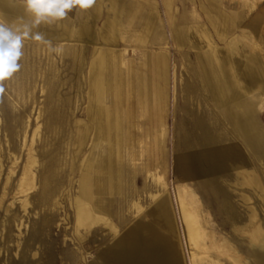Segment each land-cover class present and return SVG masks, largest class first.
I'll return each mask as SVG.
<instances>
[{
	"label": "rangeland",
	"instance_id": "374dc122",
	"mask_svg": "<svg viewBox=\"0 0 264 264\" xmlns=\"http://www.w3.org/2000/svg\"><path fill=\"white\" fill-rule=\"evenodd\" d=\"M13 1L22 4L21 0ZM113 1L112 9L108 0H102L100 12L79 13V9H73L64 20L42 24L47 31L58 32V40L51 41L53 45L63 46L61 55L49 53L46 45L24 41L27 49L40 44L44 83L37 77L34 103L27 91L22 93V98L18 97L15 84L19 72L4 82L5 90L0 93V150L4 165L0 198L13 155L20 154L22 164L26 158L22 136L17 135L19 128H14V121L23 115L31 120L27 129L29 143L39 121L35 120L39 110L42 113L40 127L47 117L50 127H56L58 118V172L61 171L58 181L63 184L58 188L56 209L40 211L39 217L35 216L37 210L31 209L26 217L16 201L19 217L24 216L26 226L20 229L19 239V230L16 224L12 225L5 245L1 239V225L5 216H12V212L5 215L11 197L0 206V264H137L133 251L150 250L155 238L167 244L177 255L179 264H191L190 255L195 250L185 241L174 200V191L180 185L195 192L204 232L216 240H227L246 264H258L256 257L249 256L251 248L247 236H239L234 227L245 222L248 207L255 209L264 227V202L251 187L237 184L235 168L254 171L264 185V0H143L142 14L149 16L146 22L140 20L135 11L140 7L131 4L133 0H128L131 5ZM214 6L224 16L234 18L238 27L233 34H226L221 16H214ZM111 14L114 18H110ZM88 15L94 20L91 18L87 23L90 29L86 38L82 41L70 39L73 26L80 23L79 17L82 20ZM24 16L27 18L25 11ZM17 19L10 12L0 10V20L11 24ZM146 29L150 30L149 35L151 29L159 31V44L148 41ZM102 33L104 38H97ZM234 39H238V45H232ZM218 55L229 56L232 63L241 62L242 70L251 74L241 73L242 78L254 84L249 86L251 92L246 88V93L241 91L245 85L237 79L231 88L228 87L230 73L233 77L240 72L238 62L235 66L232 64L233 72L228 73L225 62H221L222 67L218 65ZM48 62L54 65L55 77L49 73ZM51 80L55 83L53 90L47 87ZM244 120L254 122L250 133L238 128ZM47 135L48 132L44 137ZM206 135L217 143L221 152L218 153L223 155L222 169L213 179V188L208 187L206 178L196 179L187 173V151L192 146L205 163L202 142ZM80 137L84 139L81 145ZM97 144L117 153L122 169V177L119 173L104 181V193L103 170L96 167L98 150L94 146ZM64 159L67 171H62ZM151 174L160 177L165 187L154 183ZM83 176L94 200L105 201L106 214L111 215L118 230L116 236L99 225L86 240H77L72 200L77 192L78 178L79 185L86 186L81 181ZM127 181L133 185L131 191H138L129 196L132 199H127ZM112 184L117 188L110 190ZM162 190L170 199L179 245L164 233L165 225L150 208V195L161 194ZM38 194L32 199H37ZM243 196L250 201L244 203ZM130 200L139 204L141 213L146 210L144 220L138 219L139 213L136 215L134 208L127 211ZM43 219L48 220V226H44ZM237 220L241 223L234 224ZM34 222L39 226L36 225L37 231L31 233ZM126 231L135 237H126ZM18 240L21 249L16 248ZM205 243L209 245L210 239ZM34 253L36 257H32ZM198 253L200 256L201 252ZM259 253L264 254V249ZM210 254L213 257L200 256L204 258L203 264L216 260V252L210 251ZM220 263L229 264L225 257Z\"/></svg>",
	"mask_w": 264,
	"mask_h": 264
},
{
	"label": "bare ground",
	"instance_id": "6f19581e",
	"mask_svg": "<svg viewBox=\"0 0 264 264\" xmlns=\"http://www.w3.org/2000/svg\"><path fill=\"white\" fill-rule=\"evenodd\" d=\"M20 4L21 3H14V1L12 0H0V9L8 10V12H10V15L12 14V16L16 18L25 17L24 10L22 9ZM84 27L87 31L90 29V27L88 28V25H84ZM38 30L44 33L47 32L46 29H44L42 26H40ZM84 36H86L85 33L82 35L77 34L76 37L81 40V39H84L83 38ZM100 37L104 38V34L102 33L100 34V36L99 35L97 36V38H100ZM39 50H40V44H33V47L30 49L23 47L22 49L23 56L21 57L19 61V63L21 64V68L18 71L19 79L17 81V84H15L17 85V90L19 91L18 97L22 98V93L27 91L31 95L28 98H31L32 103H34V93L37 90L36 87H38L37 77L40 79V81L44 83V81L41 78L42 71H41V65H40V60H39V57H40ZM111 60L113 59L111 58ZM53 67L54 65L48 62L49 73L53 77H55L56 75L53 70ZM6 82H8V80H6ZM54 84L55 83L52 82V80H51V83L47 84L48 85L47 87L49 88V90L52 87H54L53 86ZM110 84H111V78L108 80V86H110ZM42 90L43 89H41V91ZM47 92H50V91H47ZM0 109H1V104H0ZM24 112H26V110H24L23 113ZM41 114L42 113L39 110L35 120L40 121L42 117ZM229 114L231 117H234L231 112ZM47 119L45 122L43 120L44 123L42 127L39 126L40 125L39 121L36 123L37 126L35 127V130L32 133L29 143L27 140V133H28L27 129L30 128L29 126L31 124V120H28V117L23 115V117L19 116L18 120L14 121L15 122L14 128H19L17 135L22 136V149L24 148L26 150V158L24 160V163L22 164V161L19 162V160L21 159L19 156L20 154L18 155L17 153L13 155L12 166L9 167L7 176L5 178V183L2 186L3 188H2V193H1L2 195L0 198V206L2 207L5 204L4 201H7L8 198L11 197V203L9 204V206L7 207L5 211V215L10 214L12 212V216L10 218L5 216V220L3 221L1 225L2 227L1 239L4 245H5V240H6L5 237H7V233L11 231L12 225L16 224V227L19 230V234H18L19 239H20V236L22 235L20 229L26 226L23 220L24 216L19 217L20 215L18 213V209L15 206L16 201H19V204H20L19 208L21 209V212L26 217H28L30 209L37 210V213L35 214V216L39 217L40 211H42L41 213H43L45 210H49L51 208L56 209L58 205V202L56 200V198L58 197V188L59 186L63 184L62 182L58 181L59 179L58 177L61 176V171L58 172V141H59L58 136H60L58 135V118L56 121L57 126L53 127L51 125L52 128L50 127V123H49L50 118L47 117ZM253 127H254V122H252L251 120L241 121L238 125V128L244 133H250L253 130ZM47 132L49 136L47 135V137H44V135H46ZM203 137L204 138L202 142V149L204 151L205 163L201 162L200 156L196 152V149L192 146L190 148V151H187V157H188L187 173H188V176L196 178V179L206 178L208 180L206 184H208V187H212L214 185L213 179L217 177V175L220 173V169H222L221 162L223 160V155L222 154L220 155L218 153L220 151H218L217 149V143H215L211 138L207 137V135ZM79 142H80L79 145L83 144L84 142L83 137L79 138ZM94 147H95L94 149L98 150L96 167H100V169L103 170V174H104L103 176L104 179H102L103 180V193H104L105 191L104 181H106L107 178L109 179L113 178L115 174L118 175L119 173H120V176L122 177V169L120 168L118 164L119 157L117 153H114L110 150L107 151L105 150V148H102L99 144L95 145ZM77 159L80 160V156ZM2 160L3 159L1 157V150H0V176L4 170L3 169L4 165H3ZM83 160L84 158L81 160V163L78 166L79 170L81 166L83 165ZM63 162L64 164L62 163V165H64V170L62 169V171H65L67 169L66 168L67 162L65 159L63 160ZM235 170H236V176H237V180H236L237 184L239 186H245V187L248 186V188L251 187L253 191H255L257 195L260 197L261 201L264 202V185H263L262 180L258 177V175L254 171L248 172L244 169H241L240 167H236ZM263 176H264V172H263ZM151 179L154 183L158 184L160 187L162 188L165 187V184L160 177H156L154 174H151ZM14 180H15V184H14ZM70 180L72 181L73 178L69 180L67 179L66 182ZM85 180L86 179L83 176L81 181L83 184L86 185ZM77 182H78L77 192L75 193L74 199L72 200V208H73L74 223H75L74 229H75L77 240L79 242H83L84 240H86L90 232L99 225L107 227L111 231L112 236H116L118 233V230H117L116 225L112 223L111 215L106 214L107 210L104 206L105 201L94 200L95 196L92 197V194L90 193L87 185L81 187V185H79V178ZM130 182L131 181H129L128 183L127 181L126 187H125V189L127 190V199H132L129 196H132L134 191H136V190L131 191L133 189V185H131ZM116 188L117 187L115 186V184L113 185V187L109 186L110 190H113ZM37 192H39L37 199L33 200L32 197ZM136 194H138V191H136L134 195ZM241 199L244 203H247L250 201V199L247 196H243L241 197ZM150 200H151L150 208L152 207L155 210L157 219L161 220L163 224L165 225L164 233L171 236L172 239L175 240V242H177L178 237L176 234V228H175L172 210L170 207V199L168 197V193L162 190L161 194H157V193L151 194ZM174 200H175V203L178 209L181 223L184 227L185 237H186L185 241H187L186 243H188V245L195 250V252H192L190 255L191 264H203L204 258H201L200 256H204L208 258L213 257L211 254L209 255L210 251H214L217 254V256H215L216 260L211 259L210 264H221L220 259L222 257H225V259L227 258V262L229 264H246L245 259L239 256L237 249H235V247L232 246L227 240H225L224 238H219V240H216L214 237H209L204 232L202 228V223L200 221L199 200L195 192L192 189H190L186 185H180L176 187V190L174 191ZM130 201L131 202L129 203L130 205H128L127 207V211L134 208L136 210L134 211V213H136V215L139 213L138 219L144 220L146 218V213H145L146 210L143 213H141L142 211H141L139 204L136 201L135 202L133 200H130ZM12 207H14V210H11ZM46 220L43 219L42 221L44 226L47 225ZM235 223L240 224L241 220L234 221V224ZM6 224H7V227H6ZM37 224L39 223L34 222L31 233L32 231L33 232L37 231V227L39 226ZM41 224L42 223H40V225ZM263 228H264L263 222L260 223V220L257 218V213L253 207H248L247 219L245 220L244 223H242V226L238 225L234 227V232L239 233V236L240 235L247 236V242L249 244V247L251 248V250L248 251L249 256L256 257L258 259V262H257L258 264H264V254L259 253L264 249V229ZM125 233H126L125 234L126 237L128 238L135 237V236L132 237L129 231H126ZM211 236H214V235H211ZM207 238L210 239L209 245L205 243ZM19 241L20 240H18L16 243L17 249H21V244ZM166 245L160 240H157L155 238L153 240L152 248L150 250L143 251V253H140L138 249L133 251L135 262L137 264H179L180 262L177 259V255L171 249H169ZM177 245H179L178 242H177ZM6 250L8 251V247L6 248ZM154 251H157L155 253H157L160 256L157 257V254H155ZM198 251L201 252L200 256H199ZM36 256H37L36 253L32 255V257H36ZM48 264H51V263H48Z\"/></svg>",
	"mask_w": 264,
	"mask_h": 264
},
{
	"label": "clouds",
	"instance_id": "9594fccd",
	"mask_svg": "<svg viewBox=\"0 0 264 264\" xmlns=\"http://www.w3.org/2000/svg\"><path fill=\"white\" fill-rule=\"evenodd\" d=\"M26 17L8 23L0 20V93L5 90L4 82L13 78L21 68L24 41L32 40L46 45L49 53L61 55L60 44L53 45L44 32L38 29L42 24L51 25L64 20L73 9L88 10L96 0H21Z\"/></svg>",
	"mask_w": 264,
	"mask_h": 264
},
{
	"label": "crops",
	"instance_id": "0c3cea01",
	"mask_svg": "<svg viewBox=\"0 0 264 264\" xmlns=\"http://www.w3.org/2000/svg\"><path fill=\"white\" fill-rule=\"evenodd\" d=\"M113 2H114L113 0H108V3L111 6V9H112V5L114 4ZM14 3H16V2H14ZM101 3H102V0L101 1L96 0V3L94 4V6L92 8H90L88 10H80L79 13H83V12L85 13V12H87L89 14H93V13L95 14L97 12H100ZM120 3H122L124 5H131V4L138 5L140 8L139 9H135V11H137L139 13L140 20H143L144 22L148 21V17L149 16L147 14H145V15L142 14V8H141V6H142V3H143V0H133L131 2V4L129 3L128 0H120ZM20 5H21V7H23L22 4H20ZM22 9L24 10V8H22ZM218 9L219 8L218 7L216 8L215 6L212 9L213 13L215 12L214 13V16L215 15L221 16V18L223 19V23L226 25L225 28H224L226 34H228V35L233 34V32L237 29L238 24H236V21H234V18L233 17L230 19L229 16H224L220 12L221 10H218ZM0 10L1 11H5V12H8V10H2V9H0ZM215 10H218V11H215ZM111 17L114 18L113 14H111L110 18ZM91 18L92 17H89V15L88 16H84V17H82V20H83L82 21L80 19V17H79L80 23L77 26H73V28H72L73 30L70 32L69 38L70 39H75V38L78 39L76 37L77 34H80V35H82L84 33L87 34V32H86L87 30L85 29L84 25H88L87 23H90L92 20H94V18H92V20H91ZM83 23H86V24H83ZM41 26L43 27V25H41ZM89 27H90V25H88V28ZM175 28H177V27H175ZM146 30H147V32H145V34H146L145 37L148 38V41L151 42L152 44H156V43L159 44L158 42L160 41V37H161L159 35V31H157L155 29H153V30L151 29V33L152 34L149 35L147 33L148 32L150 33V30L149 31H148V29H146ZM45 35H46V38L49 39V40H52V41L58 40V32H49V31H47V32H45ZM83 38H85V36ZM78 40H80V39H78ZM80 41H82V39ZM233 44L234 45H238V39H234L232 41V45ZM217 57H218V65H220L222 67V63L221 62H225L228 65V67H227L228 68V73H229V71L233 72L232 70H233V68L235 66V63L238 62V60H236L235 63H232V59L229 56L225 57L224 55H218ZM236 65H237V63H236ZM242 67H241V62H238V69H239L240 72H239V74L236 73L237 75H235V76L233 75V77L231 76V73H230V75H229V81H228V87L230 86L229 88H231L232 85H233V83H234V81H236V79H237V80L241 81L242 84L245 85L244 87L241 88V91H243L244 93H246V91L244 90V88H246V89H249V92H251L250 87L252 85H254V84L252 82H250L249 79H248V81H249L248 82L245 78H242L241 77V76H243L242 74H246L247 76H250L251 74H249L247 72V70L246 71L245 70H242ZM230 78H231V80H230Z\"/></svg>",
	"mask_w": 264,
	"mask_h": 264
}]
</instances>
